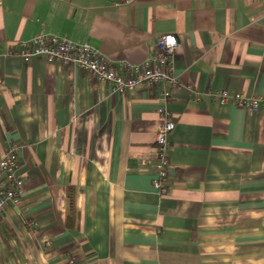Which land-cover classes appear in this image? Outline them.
I'll return each instance as SVG.
<instances>
[{
    "label": "crops",
    "instance_id": "crops-1",
    "mask_svg": "<svg viewBox=\"0 0 264 264\" xmlns=\"http://www.w3.org/2000/svg\"><path fill=\"white\" fill-rule=\"evenodd\" d=\"M41 33L116 65L178 38L167 194L153 186L160 88L122 97L7 56ZM221 90L264 100V0H0V156L19 147L24 181L0 264H264V112L220 107Z\"/></svg>",
    "mask_w": 264,
    "mask_h": 264
},
{
    "label": "built area",
    "instance_id": "built-area-1",
    "mask_svg": "<svg viewBox=\"0 0 264 264\" xmlns=\"http://www.w3.org/2000/svg\"><path fill=\"white\" fill-rule=\"evenodd\" d=\"M135 1L124 0V4L129 5ZM178 47V38L173 34H165L157 39L152 55L144 63L116 65L87 44H76L65 38L41 33L31 41L18 43L16 50L7 52V56L19 58L25 64L43 60L47 64L89 73L95 80L107 84L114 93L122 97L140 88L159 87L162 106L158 109V115L161 124L155 140L157 163L153 186L161 195H165L169 187L171 169L168 138L176 126L168 111V105L181 88L174 75L171 60ZM213 99L220 107L232 102L236 107L254 113L264 112V100L261 98L221 90L214 94ZM18 152L19 147L11 144L0 156V217L9 208L23 206L24 181L19 174ZM31 226L35 227V224L32 223ZM42 241L45 248H51L52 243L47 237H43ZM70 263L74 264L73 261Z\"/></svg>",
    "mask_w": 264,
    "mask_h": 264
},
{
    "label": "trees",
    "instance_id": "trees-1",
    "mask_svg": "<svg viewBox=\"0 0 264 264\" xmlns=\"http://www.w3.org/2000/svg\"><path fill=\"white\" fill-rule=\"evenodd\" d=\"M73 202H72V200H71V202H70V208H71V210L73 209Z\"/></svg>",
    "mask_w": 264,
    "mask_h": 264
}]
</instances>
